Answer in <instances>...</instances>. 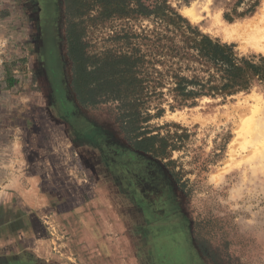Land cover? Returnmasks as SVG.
<instances>
[{"label":"rangeland","instance_id":"obj_1","mask_svg":"<svg viewBox=\"0 0 264 264\" xmlns=\"http://www.w3.org/2000/svg\"><path fill=\"white\" fill-rule=\"evenodd\" d=\"M42 1L45 53L35 50L24 57L28 62L11 61L7 75L16 80V97L11 104L7 97L0 101V126H23L33 112L34 126H45L41 154L34 150L26 159L19 148L20 162L5 174L13 184L15 174L22 178L23 188L0 199L2 208L12 210L0 212V219L17 218L13 228L3 226L0 239L19 241V233L30 238L13 251L26 252L23 261L8 263L264 264V87L256 84L227 98L204 96L175 108L171 95L154 102L151 114L157 103L165 111L151 118L153 133L177 147L167 159L138 152L152 162L146 171L128 165L121 149L120 156L109 155L98 139L65 117L57 85L76 102L85 125L95 126L108 142L131 148L117 120V103L85 108L77 102L65 0ZM168 1L202 32L234 43L241 55H264L226 39L213 21L216 15L229 24L255 18L264 11V0ZM194 11L201 19L194 21L189 15ZM93 24L88 29L93 51L124 46L116 37L124 27L140 32L152 26L148 19ZM250 126L261 128L260 137Z\"/></svg>","mask_w":264,"mask_h":264},{"label":"trees","instance_id":"obj_2","mask_svg":"<svg viewBox=\"0 0 264 264\" xmlns=\"http://www.w3.org/2000/svg\"><path fill=\"white\" fill-rule=\"evenodd\" d=\"M64 11L77 102L85 108L117 103V120L131 148L108 142L95 126L85 125L76 102L57 85L61 109L77 130L98 139L109 155L118 157L121 149L128 165L139 164L146 171L152 162L138 152L167 159L177 147L168 137L153 133L151 118L165 111L157 103L156 114H151L154 102L171 95L175 108L194 105L204 96L227 98L256 84L264 87V55H241L234 43L202 32L168 0H65ZM116 18L148 19L152 26L140 32L124 27L116 36L124 46L93 51L90 23Z\"/></svg>","mask_w":264,"mask_h":264},{"label":"crops","instance_id":"obj_3","mask_svg":"<svg viewBox=\"0 0 264 264\" xmlns=\"http://www.w3.org/2000/svg\"><path fill=\"white\" fill-rule=\"evenodd\" d=\"M42 3V0H0V35L6 37L9 41L6 62L3 66H0V101L7 97L11 104V99L16 97V93L12 91L13 83L16 82V80L10 73L7 75L11 61L15 62L19 58L27 57L28 54H32L35 50L40 52L41 55L45 53V43L41 40L42 37L45 36V27L41 25L40 21L41 18H45V16L43 17V14H41L43 11ZM22 61L28 62L26 58ZM33 113L30 115L27 114L23 118V126H0V188L3 187L0 190V199L2 198V201H5L10 194H17L18 191L16 189L22 187L21 181H19L22 178L16 176V174L14 175L13 173L15 176L13 178L15 179V184H13L11 179L5 176L10 170L9 165L11 163L13 165V163L16 164L20 162L17 158L19 148H21L23 154L26 155V159L28 152L33 156L35 153L34 150H37L39 154H41V150L45 148V126H34ZM19 136L25 140L22 141V144L18 142ZM41 157L42 155H40V158ZM31 160L33 161V159ZM12 171L13 170H11V173ZM28 174L29 173H26V175ZM5 204H7V202H5ZM14 209L17 210L18 208ZM3 211L12 210L11 208H2V205H0V212ZM16 221L17 218L14 215H11L5 220L0 219V230L3 226H10L13 228ZM13 238L14 239L11 240L3 239L4 242L0 239V264H7L8 261L14 259H16L17 262L23 261L27 256L26 252L21 253L22 255H17L14 253L19 252L13 251L18 246L19 241L20 244L23 243V245L27 243L26 241L30 239L29 236L19 233V241L15 239L16 237Z\"/></svg>","mask_w":264,"mask_h":264},{"label":"bare ground","instance_id":"obj_4","mask_svg":"<svg viewBox=\"0 0 264 264\" xmlns=\"http://www.w3.org/2000/svg\"><path fill=\"white\" fill-rule=\"evenodd\" d=\"M189 15L194 18V21L201 19L200 15L195 11L191 12ZM213 21L215 22L217 30L226 39L238 41L243 47L264 52V11L255 18L246 19L236 23H224L219 15H216L213 18ZM249 130L252 135L260 137L259 134H261V128L258 126H250ZM251 139L253 138H250V140Z\"/></svg>","mask_w":264,"mask_h":264},{"label":"built area","instance_id":"obj_5","mask_svg":"<svg viewBox=\"0 0 264 264\" xmlns=\"http://www.w3.org/2000/svg\"><path fill=\"white\" fill-rule=\"evenodd\" d=\"M9 41L6 37L0 35V66L6 62V55L8 53Z\"/></svg>","mask_w":264,"mask_h":264}]
</instances>
